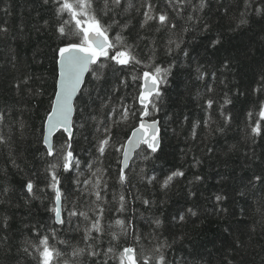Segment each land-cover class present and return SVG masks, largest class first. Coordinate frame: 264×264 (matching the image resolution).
Instances as JSON below:
<instances>
[{"label": "trees", "instance_id": "trees-1", "mask_svg": "<svg viewBox=\"0 0 264 264\" xmlns=\"http://www.w3.org/2000/svg\"><path fill=\"white\" fill-rule=\"evenodd\" d=\"M157 2L160 6L164 5V0ZM99 3L102 0H98ZM193 3L198 4L199 0H193ZM206 3L203 12L194 14L200 17L199 21L189 24L183 18L175 20V23L189 30L182 33L180 38L183 42L179 49L172 45L174 51L171 55L167 53L171 35L167 30L156 32L155 23H150L144 30L139 29L142 17L135 11L121 20L122 23L124 20L129 21V28L124 35L130 43L138 44L136 52L140 59L148 63L154 48V63L163 67L171 63L175 67L168 84L162 86L164 95L159 105L160 111L153 117L161 123L163 150L157 157L146 162L134 158L131 166L135 171L129 172L127 192L132 195L127 196L130 201L127 210L117 214L112 211L118 207L115 202L107 205L105 223L119 215L120 218H132L140 231L147 232L149 228L146 220L160 216L165 222L163 236L170 242L174 236L177 237L176 242L167 250L172 264L192 261L190 253L193 252L196 253L195 264H229V261L231 264H264V216L257 211L256 203L257 200H264V197L259 188L249 193L250 207L247 215L241 217L240 209L245 204L238 195L241 187L239 178L264 169V136L251 138L247 130V113H256L259 102L264 100V90L259 93L254 91L261 86V72L264 71V19L250 14L249 23L237 28L239 14L243 11V0H206ZM260 3L261 0H254L255 6ZM189 12L190 9L184 16ZM249 12L252 10L249 9ZM45 21H48L47 25ZM57 23L52 9L43 5L42 0H0V28L8 29L7 33H0V113L5 116L4 122L0 124V135L10 137L11 145V149L0 145V192L5 187L9 189L6 194L0 195V264H36L33 258L20 251L26 239H36L33 236V225L42 226V231L57 228L60 238L83 246L82 221L80 230L72 231L60 229L49 219L52 214L47 209L51 207L52 192L45 188L47 163L41 157L42 145L39 142L42 120L49 110L54 91L52 49L59 43L53 35ZM204 24L208 25L206 31L203 30ZM139 35L154 39V45L148 39L139 40ZM218 36L224 44L223 48L217 46L219 50L210 46V42ZM171 38L177 39L176 36ZM185 50L187 56L184 55ZM225 56L232 62L230 72L219 71L220 62ZM198 64L209 73L217 71L216 81H197L194 69ZM142 70V67L137 69ZM130 71L124 70L128 78L125 89L113 80L109 69L108 82L120 87L113 102L117 97H123L129 104L133 102L139 81L135 84L131 81L128 75ZM25 75L33 78L30 81L32 88L43 90L42 96L30 95L24 85L17 90L15 85ZM90 79L91 74L87 80ZM210 82L213 86L211 93L204 87ZM225 94L232 101L224 108L233 117L227 126L220 116V105L224 102ZM92 95L95 98L96 93ZM209 98L214 100V104L206 113ZM95 102L98 106L100 100ZM83 108V103L77 104L73 143L76 155L81 160V169H85V165L95 155L92 148V126L85 124L83 128L80 127L91 111H80ZM209 114L213 122L210 127H205L203 121ZM256 118L254 115L253 120ZM197 121L200 125L193 138L192 125ZM21 124L24 125L22 130ZM137 124L138 120L133 119L115 127V141L118 144L125 142ZM218 128L224 131H217ZM61 135L59 133L57 137ZM12 158H15L19 167L13 166ZM119 158L120 154L110 149L103 160V167L108 172L109 200L113 192L120 191V185L116 182ZM195 160L200 163L193 166ZM140 167H144L148 175L155 173L161 181L175 169H182L185 177L174 181L165 190L161 189L159 183L149 185L146 181L141 182L137 175ZM58 174L67 188L73 187L71 180H66V177L74 174L62 170ZM196 175H200L202 180L190 185L188 182L194 180ZM29 179L38 188H45L43 193H38L40 199L27 197L24 185ZM189 188L197 191L198 197H189ZM218 192L228 196L224 202L228 209L226 213L214 211L213 194ZM137 194L155 201V205L150 209L145 208L139 200H133L132 196ZM76 196L78 193L73 194V198ZM208 197L213 199L209 200ZM26 200L29 202L26 203ZM187 207H195L199 216L178 224L172 217ZM4 218L8 221L7 228L3 226ZM229 225L233 229L231 234L226 231ZM104 239L107 241L108 237ZM237 241H243V246L236 247ZM121 243L125 242L122 240ZM126 243H134L131 236ZM50 244L58 249L63 248L56 240H50Z\"/></svg>", "mask_w": 264, "mask_h": 264}, {"label": "snow or ice", "instance_id": "snow-or-ice-1", "mask_svg": "<svg viewBox=\"0 0 264 264\" xmlns=\"http://www.w3.org/2000/svg\"><path fill=\"white\" fill-rule=\"evenodd\" d=\"M42 2L52 9L58 21L54 26L53 35L59 41L52 49L54 91L49 110L42 120L39 141L42 145L41 157L45 158L47 163L45 188L52 192L51 207L47 210L52 214L49 219L53 220L60 229L78 231L82 221L83 246L60 238L57 235V228L42 231V226L33 225V236L36 239H26L20 251L33 258L36 264H172L168 259L167 250L176 242L177 237L174 236L170 242L163 236L162 229H165V222L160 216L146 220L149 228L147 232L140 231L132 218H120L119 215L111 222L105 223L107 205L115 202L118 207L112 211L117 214L127 210V205L130 203L127 196L132 195L127 192V187L130 184L129 172L135 171L131 166L134 156L137 160L146 162L157 157L163 150L164 136L161 132V123L153 117L160 111L159 105L164 95L162 86L168 84L175 67L171 63L167 67L154 63V48L153 56L148 58V63L140 59L136 52L138 44L130 43L124 35L129 28V21L124 20L122 23L121 20L125 15L135 11L142 17L139 29L144 30L150 23H155L156 32L167 30L171 34L167 43V53L171 55L174 51L172 45H175V49H179L183 42L180 38L182 33L189 30L188 27L175 23V20L183 18L189 24L199 21L200 17L194 14L204 11L207 7L206 0H199L198 4H194L193 0H164L163 6H160L157 0H135V3L133 0H102L99 4L98 0H42ZM189 9L190 12L185 17L184 13ZM249 9L252 10L251 13ZM250 14L264 19V0H261L259 6L254 5V0H243V11L239 14V23L236 27L247 25ZM45 24L47 25L48 21H45ZM207 28L208 25L204 24L203 30L206 31ZM7 31V28H0V33ZM171 36H176L177 39L174 40ZM138 39L141 41L148 39L149 43L154 45L152 38L139 35ZM210 46L219 50L224 44L218 36L210 42ZM184 55H188L186 50ZM141 67L143 70L137 71ZM109 69L113 80L125 89L128 85L125 69H131L128 75L134 84L139 81L138 91L133 96L131 104L123 97H117L113 102L120 87L108 82ZM231 70V59L225 56L220 62L219 71ZM194 71L197 81L210 79L211 82H215L217 79V71L209 73L202 65L198 64ZM89 74L91 79L86 80ZM32 79L31 76L25 75L15 87L20 90L21 85H24L27 86L30 95L42 96V89L31 87ZM211 82L204 85L209 93L213 91ZM260 84V87L254 89L255 92L264 90V71L261 72ZM93 92L96 93L95 98ZM97 99L100 100L98 106L95 102ZM88 101L92 103L89 104ZM78 103L84 104V108L80 111L91 109L80 127L90 124L94 133L92 148L95 155L85 165V169H81V160L77 157L73 146L75 128L73 117L78 111ZM231 103V99L225 94L224 102L220 105V116L225 126L233 119L230 112L224 111L225 106ZM213 104L214 100L209 98L205 107L206 113L213 108ZM254 115L257 117L255 120H253ZM247 116L248 135L251 138L264 136V100L259 102L256 113L249 111ZM4 119V114L0 113V124ZM133 119L138 120V124L132 129L128 139L118 144L114 139L113 129ZM212 122L213 118L209 114L203 124L205 127H210ZM199 125V121L192 125L193 138ZM23 127L24 125L21 124V130ZM217 131L223 132L224 129L218 128ZM57 133L62 135L57 137ZM9 141L10 137L0 135V145L11 149ZM110 149L120 154L116 174L120 191L113 192L111 200L108 199L109 182L106 178L108 172L103 167L104 157ZM9 154L11 155V151ZM11 162L13 166L19 167L15 158H12ZM199 163V160H195L193 166ZM61 170L64 173L74 174L66 177V180H71L72 188H67L66 184L62 183L58 174ZM137 175L141 182L146 181L149 185H153L154 182L159 183L161 189L166 190L174 181L185 177V172L182 169L172 170L161 181L155 173L148 175L145 168L140 167ZM201 180L202 177L196 175L194 180L188 183L191 185ZM239 183L241 187L238 189V195L245 204L240 209V215L243 217L247 215L250 207L249 193L259 188L261 196L264 197V169L240 177ZM45 188H38L32 179L27 180L24 185V191L31 199H40L38 193H43ZM8 191L9 189L5 187L0 195ZM76 193L78 196L73 198V194ZM187 195L198 197V192L189 188ZM213 197L214 211L226 213L228 209L224 206V202L228 196L218 192L214 193ZM213 197L208 199L212 200ZM132 198L139 200L145 208L150 209L155 205V201L138 194L133 195ZM27 202L29 201L26 200ZM256 203L257 211L264 216V211H261L264 209V200H257ZM198 216L199 212L195 207H187L177 212L172 219L178 224H183L188 219ZM3 226L8 227L7 218H4ZM226 231L231 234L233 231L231 225L227 226ZM105 236L108 237L107 241L104 239ZM129 236L134 241L132 245L126 243ZM50 240H56L63 248L58 249L50 244ZM122 240L125 243L122 244ZM235 246H243V241H237ZM190 255L193 256V260L183 261L182 264H195L196 253Z\"/></svg>", "mask_w": 264, "mask_h": 264}, {"label": "water", "instance_id": "water-1", "mask_svg": "<svg viewBox=\"0 0 264 264\" xmlns=\"http://www.w3.org/2000/svg\"><path fill=\"white\" fill-rule=\"evenodd\" d=\"M87 78H88V76L86 77V80H87ZM75 118H76V113H74V117H73V119H74V122H75ZM161 132H162V129H161ZM59 133H57L56 135H58ZM131 135V134H130ZM134 158H135V156H134ZM134 158H133V160H134Z\"/></svg>", "mask_w": 264, "mask_h": 264}]
</instances>
